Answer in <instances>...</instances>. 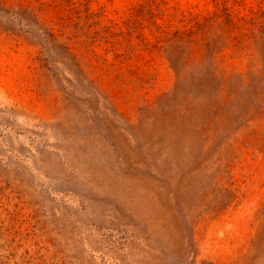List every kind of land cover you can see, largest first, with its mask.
Wrapping results in <instances>:
<instances>
[{"label":"rangeland","instance_id":"rangeland-1","mask_svg":"<svg viewBox=\"0 0 264 264\" xmlns=\"http://www.w3.org/2000/svg\"><path fill=\"white\" fill-rule=\"evenodd\" d=\"M0 264H264V0H0Z\"/></svg>","mask_w":264,"mask_h":264}]
</instances>
